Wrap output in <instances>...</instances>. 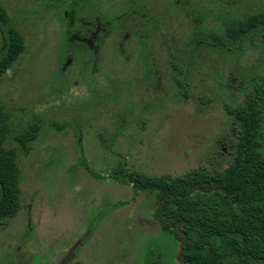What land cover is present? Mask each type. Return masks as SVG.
I'll use <instances>...</instances> for the list:
<instances>
[{
	"label": "rangeland",
	"instance_id": "1",
	"mask_svg": "<svg viewBox=\"0 0 264 264\" xmlns=\"http://www.w3.org/2000/svg\"><path fill=\"white\" fill-rule=\"evenodd\" d=\"M0 6L24 40L0 77L5 147L38 126L18 149L19 207L0 225V264H182L179 241L154 218L155 192L115 177L224 170L239 129L229 112L254 104L264 156V27L244 34L264 0ZM90 32L94 50L80 41Z\"/></svg>",
	"mask_w": 264,
	"mask_h": 264
},
{
	"label": "trees",
	"instance_id": "2",
	"mask_svg": "<svg viewBox=\"0 0 264 264\" xmlns=\"http://www.w3.org/2000/svg\"><path fill=\"white\" fill-rule=\"evenodd\" d=\"M69 17L68 25L72 26L73 18ZM244 24L245 34L255 27H264V17L260 21L249 19ZM0 25L4 27L0 46L1 77L23 52L24 40L1 6ZM229 113L239 129L230 146L231 162L224 170L210 173L198 168L175 178L120 171L115 177L116 180L126 179L134 192H155L154 218L163 231L182 240L178 256L183 264H222L227 256L235 257L236 264H264L261 116L255 104ZM10 133L9 117L0 104V225L18 210V149L25 151L36 139L38 126L33 124L22 135L14 137L18 149L5 147ZM83 166L91 176L98 178L85 163Z\"/></svg>",
	"mask_w": 264,
	"mask_h": 264
},
{
	"label": "flooded vegetation",
	"instance_id": "3",
	"mask_svg": "<svg viewBox=\"0 0 264 264\" xmlns=\"http://www.w3.org/2000/svg\"><path fill=\"white\" fill-rule=\"evenodd\" d=\"M96 39H99V37H96V35L94 33H84V35L80 38V41L85 45H87V47L89 49H93L94 50V47H95V42H96ZM181 259V262L183 264V259Z\"/></svg>",
	"mask_w": 264,
	"mask_h": 264
},
{
	"label": "water",
	"instance_id": "4",
	"mask_svg": "<svg viewBox=\"0 0 264 264\" xmlns=\"http://www.w3.org/2000/svg\"><path fill=\"white\" fill-rule=\"evenodd\" d=\"M180 244H182V240L179 241ZM71 255V252L68 253L67 258Z\"/></svg>",
	"mask_w": 264,
	"mask_h": 264
}]
</instances>
